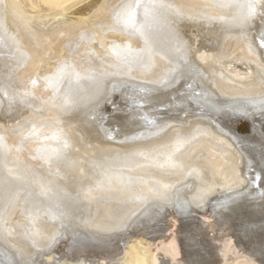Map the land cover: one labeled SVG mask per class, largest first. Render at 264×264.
Returning a JSON list of instances; mask_svg holds the SVG:
<instances>
[{
    "label": "bare ground",
    "instance_id": "obj_1",
    "mask_svg": "<svg viewBox=\"0 0 264 264\" xmlns=\"http://www.w3.org/2000/svg\"><path fill=\"white\" fill-rule=\"evenodd\" d=\"M164 2L194 17L177 23L195 70L186 72L173 87L150 85L154 91L145 96L132 85L156 80L172 66L169 57L175 41L162 21L151 33L159 53L155 67L138 68L129 80L121 59L124 46L140 49L143 40L117 19L120 6L135 0H80L46 16L27 15L16 0H0V177L10 178L13 193L9 202L0 191V253L8 251L35 264H153V258L159 264H245L248 257L259 264L264 259L260 190L249 183L260 170V153L236 139L233 131L222 136L215 124L197 117L200 109L187 99L201 91L202 79L222 99L258 98L264 93L248 38L230 22L238 9L218 8L213 0ZM202 13L226 20L206 22ZM254 23L249 32L257 35L259 18ZM253 45L258 48L255 40ZM62 63L70 65L63 76ZM75 73H94L100 79L77 83ZM193 82L189 91L187 84ZM69 95L73 102L65 105ZM95 104L100 114L109 116L103 129L91 119L90 107ZM245 108L247 115L222 116L221 127H230L232 118L251 117L264 128V115L257 106ZM145 116L157 118L158 125L175 127L159 139H138L122 147L119 141L126 137L155 131ZM60 128L71 147L57 159ZM177 133L195 137L180 154L182 168H160L143 160V167L133 163L128 166L131 170L114 164L116 175L109 182L97 167L115 151L147 149ZM116 176H122L123 182ZM98 181L103 184L97 188ZM157 182L169 185L164 200L154 199L148 191L159 186ZM90 187L94 192L85 196ZM65 193L71 199H58ZM220 200L239 203L229 210L214 208ZM50 209L63 214L54 218ZM250 215L256 231L242 237L240 224ZM174 219L178 223L174 236H169ZM172 239L175 250L168 247ZM229 239L233 244L226 243Z\"/></svg>",
    "mask_w": 264,
    "mask_h": 264
},
{
    "label": "snow or ice",
    "instance_id": "obj_2",
    "mask_svg": "<svg viewBox=\"0 0 264 264\" xmlns=\"http://www.w3.org/2000/svg\"><path fill=\"white\" fill-rule=\"evenodd\" d=\"M213 3L218 8L238 9L237 14L231 17V23L241 30V35L248 38V49L250 54L256 57L258 61L256 76L258 77V84L264 87V0H213ZM259 18V31L257 35H253L249 32L250 28H255V21ZM194 20L192 16H185L178 9H175L173 5L167 4L164 0H135V3L122 4L120 6V12L118 14L117 22L123 24L125 29H131L135 34L139 35L143 40V47L140 49H133L130 44L124 46L123 54L121 59L123 60L125 75L129 77V80H133L134 77L131 73L136 71L138 68H143L145 71H150L155 67L154 57L158 55L153 47L151 40V33L157 28L158 25L163 21L168 27L170 33L173 35L175 46L173 50V56L169 57V63L172 65L168 68L162 76H159L156 80L152 81H142L139 84H133L134 88H138L140 92L144 93L145 96L150 95L154 89L150 85H158L160 87H173L174 83H179L180 79L185 75L186 72L190 70L194 71V67L190 64L188 59V41L184 40L179 33L178 21L182 20ZM202 19L206 22H211L213 20H226L224 16H210L206 13H202ZM258 43V48L254 47L253 41ZM119 47V46H114ZM70 65L67 63H62L59 67V73L61 76L66 74V69ZM74 79L77 83L82 80H93L97 81L98 78L94 73H90L87 76H81L79 73L74 74ZM206 79V78H204ZM125 83L129 81H123ZM194 83L187 84V89L192 91L194 89ZM201 91L195 92L193 95L188 96V101L195 103L200 109L196 113L198 118L207 119L209 123L215 124L216 129L224 137H228L232 132V129L225 125L221 127L223 121L221 117H228L230 119V114L241 113L247 115V110L245 105L252 104L257 106L258 110L264 115V93H261L258 98L242 95V96H231L226 99H222L214 94L209 88L205 87L204 80L200 81ZM7 95V93H5ZM184 95V93H181ZM73 101L71 96H66L64 104H71ZM99 105L95 104L90 107L92 112L91 119L98 123L101 129L104 128L105 122L109 120L108 115L100 114ZM39 114V112H38ZM188 113L185 112L184 116ZM251 117H249L250 119ZM147 124L151 126L155 131L149 130L147 133H141L139 137H126L125 140L119 141V144L123 147L129 143H135L138 139L153 140L159 139L168 129L175 127L173 124L158 125L156 123L157 118L149 119L147 116L143 117ZM181 127H184L181 124ZM58 133L63 134L62 136V147L55 150V155L57 159L63 158L67 151L70 149L71 144L66 134H64V129H58ZM112 135L108 133V139H112ZM195 139L194 136L184 135L177 133L168 142H163L158 145H154L147 149H132L125 152L115 151L106 159L102 164L97 165L101 169V175L111 182L114 175L112 167L114 164H119L123 168H128L130 164H136L138 167H143L141 160L147 164L158 166L160 168H182L184 167V162L180 159V154L186 145H189L191 141ZM239 139V137H236ZM51 157L49 158V161ZM253 164L249 161L248 169L251 172ZM259 168L260 170L256 173L254 178H251L249 183L254 184L259 188L260 195V220L259 229L262 237H264V146L261 148L259 155ZM128 170H131L128 168ZM12 170H9L11 172ZM195 173L196 170L192 169ZM123 182L122 176H116ZM131 179V178H129ZM159 184V182H157ZM103 181H98L96 187H101ZM169 185L159 184V186H153L149 188V193H151L154 199L164 200L167 196V190ZM95 189L89 188L87 192L84 193L85 196L90 197ZM0 191L4 192V198L9 202L13 198V193L11 192V182L9 177H0ZM45 193L50 191V189H44ZM209 192L211 189L208 190ZM58 199H71V197L65 193L64 196L58 197ZM140 199H147V197H141ZM239 201L233 200L229 203V200L217 201L214 208L219 206L223 207L225 210H229L232 204H238ZM198 207H203V205H197ZM163 208L164 205L162 204ZM50 213L55 217L62 215L63 213H56L49 210ZM250 214L252 210L250 209ZM206 222H211L207 221ZM177 220H173L172 228L168 233L169 236H174ZM257 224L255 220L250 217L241 222L240 231L242 237H248L249 234L255 233ZM214 235V233H213ZM55 242V235L51 238ZM163 243L161 242H157ZM227 244H233V240L229 239L226 241ZM168 247L176 249L175 239L168 242ZM146 251V249H145ZM3 255L4 259L0 260V264H35L31 259L19 260L14 255L10 254L8 251H3L0 253ZM260 255L264 258V243L261 245ZM153 264H159V261L153 258ZM245 264H257L255 257H248L245 260ZM259 264H264V259H261Z\"/></svg>",
    "mask_w": 264,
    "mask_h": 264
},
{
    "label": "water",
    "instance_id": "obj_3",
    "mask_svg": "<svg viewBox=\"0 0 264 264\" xmlns=\"http://www.w3.org/2000/svg\"><path fill=\"white\" fill-rule=\"evenodd\" d=\"M253 120L235 117L231 119L229 125L232 131L249 146L250 150L260 153L264 146V128L262 123L258 124Z\"/></svg>",
    "mask_w": 264,
    "mask_h": 264
},
{
    "label": "rangeland",
    "instance_id": "obj_4",
    "mask_svg": "<svg viewBox=\"0 0 264 264\" xmlns=\"http://www.w3.org/2000/svg\"><path fill=\"white\" fill-rule=\"evenodd\" d=\"M78 1L80 0H16L15 4L20 11L27 15L46 16L65 11L69 6Z\"/></svg>",
    "mask_w": 264,
    "mask_h": 264
}]
</instances>
